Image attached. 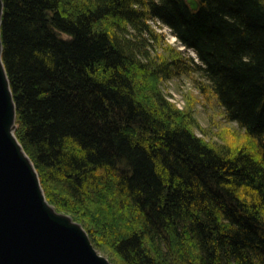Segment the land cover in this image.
<instances>
[{"label": "trees", "instance_id": "1", "mask_svg": "<svg viewBox=\"0 0 264 264\" xmlns=\"http://www.w3.org/2000/svg\"><path fill=\"white\" fill-rule=\"evenodd\" d=\"M2 1L14 133L48 201L113 264H264V0Z\"/></svg>", "mask_w": 264, "mask_h": 264}, {"label": "water", "instance_id": "2", "mask_svg": "<svg viewBox=\"0 0 264 264\" xmlns=\"http://www.w3.org/2000/svg\"><path fill=\"white\" fill-rule=\"evenodd\" d=\"M197 9V0H186ZM3 1L0 0V27ZM0 34V264H111L86 229L45 197L31 158L14 133L15 102Z\"/></svg>", "mask_w": 264, "mask_h": 264}, {"label": "rangeland", "instance_id": "3", "mask_svg": "<svg viewBox=\"0 0 264 264\" xmlns=\"http://www.w3.org/2000/svg\"><path fill=\"white\" fill-rule=\"evenodd\" d=\"M158 30L163 31V33L165 34V37L167 38L168 41L174 42L175 38H173V36L168 32V29L166 27L165 28H159L158 27ZM179 48H182V47L179 46ZM192 53H193L192 51H187V50L184 51V55H187V56L192 55ZM166 83L167 84H165L166 85L165 88H166L167 92L171 93L170 99L174 100L179 106H183V101H186L187 99L194 101L195 99H197V97L199 98L198 92L196 91V88L194 87V82L186 75H181L177 78H173L169 81H166ZM196 102H197V100H196ZM196 107H197L196 114L198 117V123L203 128V131H201L200 129L197 128L196 129L197 133H199L202 136L208 137L209 134H211V131L217 130V128L220 127V125H221L220 122L218 121L219 115L215 113L216 107H214V108L209 107L208 108L209 113L206 115L202 114L203 112L201 111V106H200L199 102H197ZM204 132H206V134ZM54 208H56V207H54ZM57 210L61 211L59 209H57ZM61 212L65 213L64 211H61ZM67 214H69V213H67ZM71 218H72V216H71ZM75 221L79 222L82 225V223L79 220H75ZM82 227H83V225H82ZM95 249L97 251H99L96 247H95ZM99 252L102 253L104 256H106V254H104L102 251H99ZM106 258L108 259L107 256H106ZM110 263H111V261H110ZM111 264H113V263H111Z\"/></svg>", "mask_w": 264, "mask_h": 264}]
</instances>
